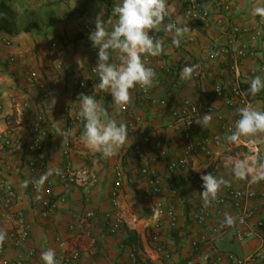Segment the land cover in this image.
Instances as JSON below:
<instances>
[{
    "label": "crops",
    "instance_id": "0c3cea01",
    "mask_svg": "<svg viewBox=\"0 0 264 264\" xmlns=\"http://www.w3.org/2000/svg\"><path fill=\"white\" fill-rule=\"evenodd\" d=\"M201 1L211 12L219 10L217 0ZM226 1L229 4L226 19L240 27L257 24L262 29V37L256 43V56L247 59L242 67L243 82L249 88L252 77L264 79V70H260V67H264V17L252 14L253 8L264 6V0ZM0 2L3 8L8 0ZM71 2L70 11L65 16L50 14L51 20L34 19L40 25L38 29L25 32L20 27L16 33L0 31V94L3 103L0 114V180L5 179L17 196L11 206L0 205V229L8 233L19 226L20 219L28 226V238L24 245L8 248L5 256L13 259L19 254L24 255L25 250L32 249L33 254L28 257L26 264H44L41 252L52 248L56 259L65 256L69 258V264H130L131 253L136 255L140 264H155L158 254L149 240L154 230L151 219L153 200L146 195L145 177L140 174L131 150L137 136L130 125L133 123L132 118L137 116L142 117L152 145L159 147L156 153L147 145L144 147L145 154L156 155L161 150L166 153V160H157L154 169L162 186L161 200L174 204L178 214L175 228L169 229L162 225L160 229L161 243L171 254L169 264H204L203 257L211 252L209 246L212 243L214 252L232 253L238 257L258 250L262 246V239L258 235L237 241L234 227H229L221 236H212V225L231 210L226 208L218 212L211 205L204 207L195 182L189 178L190 175L198 178L212 163L217 164L216 173L219 177L233 178L230 170L224 167L225 159L230 155L245 158V154H251L250 151L243 147L232 151L228 147L229 143L223 139L222 147L211 160L197 153L189 159L185 171L170 177L166 170V161L179 157L183 151V126L174 120L171 111L182 98H197L201 103L211 104L215 113H222L229 118L234 117L240 107L238 104L224 105L211 92V85L216 80L223 82L226 90L229 88V78L222 73V65L203 60L204 51L224 40L219 29L204 30L199 23L188 20L187 26L193 31L181 38L179 47L172 45L171 35L162 29L150 33L164 41L163 53L153 57L160 64H204L210 67L209 81L202 87L193 79L181 82L178 74L164 77L163 69H158L153 87L141 91L137 86L132 90L131 103L126 109L117 111L110 93L95 87L99 80L91 85L92 95L97 101L114 119L126 123L128 127L126 143L116 149L115 156L104 158L100 152L80 141L83 122L76 121L81 94L77 87L81 80L89 78L87 66L92 57L89 27L95 28V17L100 13L103 21L112 19L115 22L113 6L121 0ZM168 3L174 9L173 20L177 16L186 19L180 0H168ZM9 13L13 14L10 10ZM168 22L166 18L165 24ZM106 27L110 29L111 26ZM77 57L87 58L81 69L77 66ZM28 76L32 78L31 81ZM44 92L48 95L43 99ZM53 95L57 103L50 110L48 102ZM247 98L255 107L264 110V90L256 96L249 94ZM211 116L207 127L196 123L193 131L195 137L217 131L215 115ZM39 117L43 122L40 123V129L34 132ZM54 120H60L64 129L72 130L73 135L68 138L69 162L75 170L86 168L96 175L98 181L93 187L65 181L63 170L66 152L62 137L52 127ZM37 137L42 150L36 152L31 146ZM6 140L9 144H5ZM32 159L43 164H37L32 171L28 167ZM57 167L62 175L53 173L49 176L40 192L31 188L33 180ZM194 168H201L200 172L194 171ZM118 169L122 170L123 176L117 201L113 204L110 193ZM24 181L29 182L27 187ZM240 183L243 184V181ZM255 186L264 188V181ZM45 190L50 193L52 207L44 212L41 201ZM204 210L207 211L208 221L198 226L191 219V213ZM87 211L93 212L94 216L86 218ZM107 212L117 215L121 221L114 235L106 231L104 215ZM90 242H94L93 254L88 247ZM74 252L78 254L76 259L71 258ZM256 264H264V260Z\"/></svg>",
    "mask_w": 264,
    "mask_h": 264
},
{
    "label": "built area",
    "instance_id": "2783aa9c",
    "mask_svg": "<svg viewBox=\"0 0 264 264\" xmlns=\"http://www.w3.org/2000/svg\"><path fill=\"white\" fill-rule=\"evenodd\" d=\"M184 5V16L186 19L193 23H199L204 30L219 29L220 34L223 35L224 40L216 42L211 48L204 51L203 60L210 62H218L222 65L223 74H226L229 78V88H224V83L220 80H216L211 85V92L213 96L221 100L224 105L232 106L238 104L242 105L244 97L240 93L244 92L242 67L247 59H252L256 56V43L262 37V29L257 24H251L246 27H240L233 23L231 20L226 19V14L229 12V4L226 0H217L219 10L217 12H211L202 3L201 0H195V4H192L191 0H180ZM94 27H89V32L94 31ZM155 38V37H154ZM98 49L91 45L92 57L88 63L89 78L83 79L78 83L77 91L85 95H92L91 85L96 83L99 79L98 74L95 71ZM146 66L154 69L155 72L158 69H163L164 77L170 74H178L180 78L181 69L184 64L174 63V65H162L151 56H143ZM12 60V59H10ZM199 65L197 71L193 74L192 79L195 80L200 87L206 85L209 81L208 65ZM159 67V68H158ZM263 71L264 67H260ZM31 81L32 78L28 76ZM183 82V80H181ZM90 86V87H89ZM219 88V92L216 91ZM142 91L144 89L140 88ZM48 93L44 92L42 97L46 98ZM248 101V98H247ZM195 109V111H194ZM3 111V103L0 94V114ZM174 120L183 126L181 141L183 146L182 154L175 158L166 161V170L170 177H173L178 172H183L187 169L189 159L195 154H200L206 160H211L217 151L223 145V139L225 135L230 134V130L234 129L235 121L239 118L236 114L234 117H226L222 113H215V109L211 104L201 103L197 98L184 97L180 100L177 107L171 110ZM210 113L215 115V120L218 123V129L212 133H204L201 136H194V129L196 127L195 120L200 118L201 115ZM76 121L83 122L80 117H76ZM43 122L41 117L38 118V122L34 126V132H37L40 123ZM130 129L133 130L137 136L134 146L131 148L132 156L137 161L138 169L141 175L145 177L146 195L153 200L151 205V219L153 220V232L149 236L150 242L154 245V250L158 254V258L155 264H169L170 251L166 249L164 244L161 243L160 229L162 225H166L169 229H173L178 223L177 208L174 204L161 200L162 186L156 177L154 165L157 160H166L165 151L161 150L156 155H146L144 147L150 145L153 150L159 151V147L152 145L150 133L144 127V122L141 116L133 117ZM219 137V139H217ZM0 136V140H1ZM64 142V141H63ZM5 144H9L6 140ZM66 152V163L63 170L64 178L67 183H81L84 186L93 187L97 184V177L95 174L90 173L86 168L81 170H75L71 166L68 157V148L70 147V141L64 142ZM230 150L237 148L232 144H228ZM239 147H243L255 154L256 152L264 155V145H254L249 140L241 142ZM31 148L34 151H41L42 145L39 143V138H35ZM42 161L32 159L28 162L29 169L32 171L36 168L37 164H43ZM217 164H210V167L206 168L202 174L211 173L219 178L217 175ZM123 172L118 169L115 174L114 186L111 190L110 196L113 204L117 201V194L121 186ZM231 181V186L222 187L216 201L211 203L216 211H224L229 208L231 211L229 214L234 217H239L234 226V237L237 241H244L245 239L258 235L262 239V246L252 253L238 257L232 253H220L214 252L213 243L210 244V251L203 257L204 264H256L257 262L264 260V188H256L255 184L250 185L247 181L235 180L234 178H225ZM35 180L31 183V188L36 190L34 186ZM194 186L198 191H203L202 181H195ZM44 196L41 201V208L45 212L52 207V202L49 199V192L43 191ZM16 193L12 186L5 180H0V205L2 207L11 206L16 200ZM225 215V214H224ZM222 218L214 223L211 227L212 236L218 237L223 235L229 228L227 226L221 227ZM93 212L87 211L86 218H92ZM191 219L198 225L203 226L208 221L207 211L193 212L191 213ZM120 218L107 212L104 215V224L106 231L110 235H114L120 228ZM28 238V226L20 219L19 226L16 229L7 233V237L2 246H0V264H26L28 257L33 254L32 249L25 250L24 255H17L15 258L10 259L5 256V251L10 247H22ZM89 249L91 253L94 252V242H90ZM212 249V250H211ZM78 254L76 252L71 254V258L76 259ZM132 262L130 264H140L134 253H131ZM60 264H69V258L62 256L57 259Z\"/></svg>",
    "mask_w": 264,
    "mask_h": 264
},
{
    "label": "clouds",
    "instance_id": "9594fccd",
    "mask_svg": "<svg viewBox=\"0 0 264 264\" xmlns=\"http://www.w3.org/2000/svg\"><path fill=\"white\" fill-rule=\"evenodd\" d=\"M191 2L195 4V0ZM113 14L116 17L115 22L112 19L105 22L101 13L97 15L95 29L90 32L88 38L92 46L98 49L95 71L99 76V83L95 87L109 92L116 110L119 111L126 109L131 103L134 88L139 86L142 89H149L156 81V72L146 66L142 57L161 55L164 51V41L162 38H154L150 33L162 29L166 34L171 35L172 45L179 47L181 38L193 30L187 26L188 19L182 16L172 19L174 9L170 8L168 0H121L119 4L113 6ZM252 14L264 17V6L253 8ZM166 18L169 22L165 24ZM106 25H110V29ZM86 61V57H77L78 68L81 69ZM198 68L199 65L184 66L180 78L191 80ZM262 90H264V79L254 76L250 79L248 90L240 93L244 97L243 106L236 110L239 118L235 121L234 129L224 137L227 143L239 147L242 140H249L254 145H264V110L247 101L249 94L256 96ZM216 91L219 92V88H216ZM79 97L78 116L83 120L80 141L100 152L104 158L115 156L116 149L123 146L128 139L127 124L114 119L93 95L81 93ZM48 103L50 110L55 107L57 103L55 95ZM211 120V114L206 113L196 119L195 123L207 127ZM52 127L64 142L73 135L71 129L61 127L60 120H54ZM224 167L230 170L237 181H247L250 185L264 181V155L259 152L245 154V158L230 155L225 159ZM200 169L193 170L200 172ZM53 173L62 175V171L57 167L49 169L33 182L37 192L41 191L44 183ZM200 179L203 188L200 197L204 207L210 206L217 200L222 187L231 186L230 180L224 177L218 178L211 173L201 174ZM28 183L24 181V186L27 187ZM237 219L240 218L225 213L221 227H234ZM6 237L7 232L0 229V246L3 245ZM41 260L44 264H60L52 248L41 252Z\"/></svg>",
    "mask_w": 264,
    "mask_h": 264
},
{
    "label": "rangeland",
    "instance_id": "374dc122",
    "mask_svg": "<svg viewBox=\"0 0 264 264\" xmlns=\"http://www.w3.org/2000/svg\"><path fill=\"white\" fill-rule=\"evenodd\" d=\"M71 1L73 0H8L6 6L15 14V27L20 28L36 18L51 20L50 14L65 16L70 11ZM6 6L1 8V16L5 24L9 22L11 16Z\"/></svg>",
    "mask_w": 264,
    "mask_h": 264
},
{
    "label": "trees",
    "instance_id": "16d2710c",
    "mask_svg": "<svg viewBox=\"0 0 264 264\" xmlns=\"http://www.w3.org/2000/svg\"><path fill=\"white\" fill-rule=\"evenodd\" d=\"M1 2H0V31L2 30H8V32H18V30L20 28H17L15 27V14L13 13L11 16H10V19H9V22L7 24L3 23V18L1 16ZM14 28V29H12ZM17 28V29H16ZM40 28V25L39 23H37L36 21H30L28 23H26L23 27H22V30L27 32L31 29H38ZM99 79V78H98ZM243 89L244 91L248 89V86L246 84L243 85ZM129 151V150H128ZM195 175H190L189 178H192V180L195 182V181H198V180H201L200 179V176L198 178H194ZM194 178V179H193Z\"/></svg>",
    "mask_w": 264,
    "mask_h": 264
}]
</instances>
